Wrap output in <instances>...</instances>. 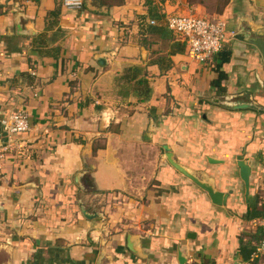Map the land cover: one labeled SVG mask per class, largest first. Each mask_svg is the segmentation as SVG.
<instances>
[{"label": "crops", "instance_id": "1", "mask_svg": "<svg viewBox=\"0 0 264 264\" xmlns=\"http://www.w3.org/2000/svg\"><path fill=\"white\" fill-rule=\"evenodd\" d=\"M149 2L151 13L147 0H0V117L22 109L29 125L12 137L0 127V264L245 262L240 234L264 227L245 217L264 207V58L233 33L264 40V0L221 12L213 0ZM189 13L226 22L221 80L173 46L183 41L166 19ZM237 155L251 166L247 195Z\"/></svg>", "mask_w": 264, "mask_h": 264}, {"label": "built area", "instance_id": "2", "mask_svg": "<svg viewBox=\"0 0 264 264\" xmlns=\"http://www.w3.org/2000/svg\"><path fill=\"white\" fill-rule=\"evenodd\" d=\"M84 0H61L67 9H78ZM154 23L153 19L149 20ZM167 27L181 37L188 54L201 63L212 62L214 55L221 50L227 38L226 22L221 17H207L194 13L174 14L166 19ZM27 113L18 109L8 117H0V127L7 137L20 134L29 129ZM254 256L259 262L247 261L243 264H264V237L255 248Z\"/></svg>", "mask_w": 264, "mask_h": 264}, {"label": "trees", "instance_id": "3", "mask_svg": "<svg viewBox=\"0 0 264 264\" xmlns=\"http://www.w3.org/2000/svg\"><path fill=\"white\" fill-rule=\"evenodd\" d=\"M201 2H204V0H198ZM229 0H213V3L211 4L212 9L217 11V12H221L222 8L227 4ZM148 3V7L150 5L149 0H147ZM150 9V13H151V8ZM152 19L153 18H159L160 15L159 14H152L151 15ZM144 19V18H142ZM164 27L163 26H157V25H150L148 24L146 26L145 30H148L149 32L155 33L156 31L162 33V29ZM173 46L175 47L176 50L178 51H183L185 48V43L184 42H180L177 41L175 43H173ZM229 56L230 53L229 51H218L213 59H212V63H214V70L217 72L218 74V78L217 80H221L223 79L225 76L224 71L221 70L220 68L222 67V65L224 63H226L229 60ZM136 68H127L125 69L120 77L118 78L120 80V83L124 84V83H130L131 81L134 82L135 77H136ZM133 86V85H132ZM133 88V87H132ZM264 216V207H260V206H248L247 211H246V219H252L255 217H263ZM264 237V227L263 226H256L253 231H249V232H243L242 234H240L239 236V251L241 256L243 257V259L245 260V262L247 261H252L254 263L257 262L258 257L254 256V252H255V248L258 245V243L262 240V238Z\"/></svg>", "mask_w": 264, "mask_h": 264}, {"label": "water", "instance_id": "4", "mask_svg": "<svg viewBox=\"0 0 264 264\" xmlns=\"http://www.w3.org/2000/svg\"><path fill=\"white\" fill-rule=\"evenodd\" d=\"M233 37L236 39H240L248 43L254 44L259 49L262 57L264 58V40L261 37H248L244 31H238V32L233 33ZM234 106L242 107V108L254 107V105H249L245 103H239ZM163 148L166 151L165 156L169 164L172 167H174L176 170H178L180 173H182L184 176L189 178L191 181H193L198 187L206 191L212 203L219 205V206H224L226 204V199L229 194L228 192H223V191H219L218 189H216L214 184H212V182L209 179L208 180L200 179L196 174L192 173L190 170H188L186 167L178 163L173 158L170 148L167 145H164ZM211 161H213V159H211ZM236 164H237V167L239 168V175H240L241 180L244 183L245 193L247 195L249 191V178L251 174V166L244 159L243 155H237ZM83 211L87 217L92 216L91 214L86 213L84 209ZM129 247L132 251L136 252L135 248H132V246H129ZM178 260H179V264H185L186 262V259L182 254L179 255ZM235 264H241V261H235Z\"/></svg>", "mask_w": 264, "mask_h": 264}]
</instances>
